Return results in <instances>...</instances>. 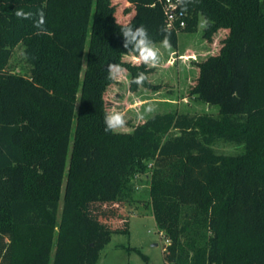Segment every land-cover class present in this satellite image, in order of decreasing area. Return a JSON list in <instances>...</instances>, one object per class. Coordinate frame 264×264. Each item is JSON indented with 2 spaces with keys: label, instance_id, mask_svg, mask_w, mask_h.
Wrapping results in <instances>:
<instances>
[{
  "label": "trees",
  "instance_id": "16d2710c",
  "mask_svg": "<svg viewBox=\"0 0 264 264\" xmlns=\"http://www.w3.org/2000/svg\"><path fill=\"white\" fill-rule=\"evenodd\" d=\"M126 2L122 22L111 0H0V264H96L128 226L90 221L82 205L133 202V178L147 171L165 264H264V0H187L186 10L182 0L179 32L200 16L208 42L227 32L189 90L218 114L157 113L122 133L105 131L108 66L128 72L133 90L149 73L122 60L138 56L122 28L143 25L150 45L168 37L173 48L179 33L158 0ZM18 46L28 74L7 68ZM219 142L242 152L218 154Z\"/></svg>",
  "mask_w": 264,
  "mask_h": 264
},
{
  "label": "rangeland",
  "instance_id": "374dc122",
  "mask_svg": "<svg viewBox=\"0 0 264 264\" xmlns=\"http://www.w3.org/2000/svg\"><path fill=\"white\" fill-rule=\"evenodd\" d=\"M116 8V17L127 22L132 7L126 0H111ZM126 10L129 13H126ZM127 11V12H128ZM205 20L199 17L198 26L193 32H179L177 47H165L155 43L158 62L155 66L149 61L148 86L131 89L130 74L118 68L112 74L113 82L104 94L108 114H124L126 126L116 132H130L134 126L157 113L209 114L217 116L218 107L198 101L189 95L191 86L198 76L197 64L216 55L221 40L226 36L220 30L211 42L203 38ZM122 60L132 65L144 63L135 54L124 55ZM145 64V63H144ZM16 74H28L30 65L21 46L13 50L7 66ZM84 69V65H83ZM213 149L218 154L235 155L242 152L241 147L232 144L216 143ZM149 170L151 163L148 162ZM149 171L136 174L133 178L134 201L123 202L117 208H103L98 204H84L81 211L101 226L111 230H126L128 234H115L110 243L101 251L96 264H165L163 251L170 243L156 226L149 199ZM62 200L60 201V205Z\"/></svg>",
  "mask_w": 264,
  "mask_h": 264
},
{
  "label": "clouds",
  "instance_id": "9594fccd",
  "mask_svg": "<svg viewBox=\"0 0 264 264\" xmlns=\"http://www.w3.org/2000/svg\"><path fill=\"white\" fill-rule=\"evenodd\" d=\"M180 0H178V3ZM186 2L185 0V10H186ZM15 15L21 19H31L33 17V13L31 11H24L23 9H19L15 11ZM38 19L35 22V26L44 31L43 25L45 24V13L43 10L38 12ZM122 34L125 37V43L123 44L124 48H128L130 43L134 42L133 51L138 53V58L140 61H143L147 64L149 61L152 62V65L155 66L158 62L157 58V50L154 46H150V41L148 39L147 29L141 25L136 29L135 32L132 31L131 26H125L122 28ZM165 47H169L168 37H165L163 41ZM109 73L112 76L113 72L117 70L120 66L115 64H110ZM143 74L140 77H137V83L141 81ZM105 131L116 132L119 129H123L126 126V121L124 119V114L120 112H116L114 114H106L105 116Z\"/></svg>",
  "mask_w": 264,
  "mask_h": 264
},
{
  "label": "built area",
  "instance_id": "2783aa9c",
  "mask_svg": "<svg viewBox=\"0 0 264 264\" xmlns=\"http://www.w3.org/2000/svg\"><path fill=\"white\" fill-rule=\"evenodd\" d=\"M162 6L168 29L179 32L186 27L187 14L181 9L182 0H158Z\"/></svg>",
  "mask_w": 264,
  "mask_h": 264
}]
</instances>
